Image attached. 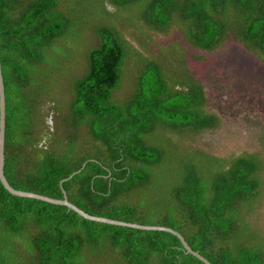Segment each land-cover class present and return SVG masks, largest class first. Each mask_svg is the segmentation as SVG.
Segmentation results:
<instances>
[{"label":"trees","instance_id":"obj_1","mask_svg":"<svg viewBox=\"0 0 264 264\" xmlns=\"http://www.w3.org/2000/svg\"><path fill=\"white\" fill-rule=\"evenodd\" d=\"M87 1L0 0L10 185L53 198L64 190L91 215L171 227L213 264H264V113L243 117L257 149L216 154L213 141L240 110L224 118L212 107L182 44L236 42L249 55L243 70L254 56L264 62V0H101L98 23L76 17ZM226 63L232 71L238 59ZM254 67L255 77L233 75L258 81L264 69ZM63 75L62 84L73 78L57 95L50 85ZM0 264L205 263L167 231L90 220L0 182Z\"/></svg>","mask_w":264,"mask_h":264},{"label":"rangeland","instance_id":"obj_2","mask_svg":"<svg viewBox=\"0 0 264 264\" xmlns=\"http://www.w3.org/2000/svg\"><path fill=\"white\" fill-rule=\"evenodd\" d=\"M102 6L103 4L101 0H89V3L88 1L86 3L87 9L82 7L89 13L81 8L78 10L76 17L81 16V19L86 17L88 21L98 23L103 17L102 13H104ZM89 26H91V24ZM92 37L93 35H90L88 41L92 40ZM182 44L185 46L184 51L187 57L186 60L189 63L191 70L195 72L200 79L204 80L206 85L209 86L208 92L211 93L212 96L215 95L216 97L217 101L213 99L214 101H212V107L223 108L222 115L224 118L227 116L231 117L232 115L228 114L231 112L233 113L236 108L237 110H240L236 117L237 120L231 122L228 125L224 123V127L222 128V136L225 139L222 142L218 141V139L213 141L212 146L213 150H215L214 152L218 155H227L233 152H240L241 150H248L249 152L252 151L255 146L253 147L251 143L247 142L249 137L252 138L253 135L255 136L258 133V131H256V127H251L248 130H245L244 126H248L251 119L258 118L260 114L262 115V113H264V72L259 73L261 76L259 77L258 81L257 79L249 81L239 79V81H237V77H235L233 73L242 70V73L245 71V73L255 77L256 74L254 71L256 69L254 65L258 64V67L261 66L264 69V62L258 60L259 58L254 56L253 60L251 61H256V63H250L247 61L244 65L245 70H243V67H241L242 61L247 60L249 55L248 53L244 54L243 50L239 48L236 42L227 43L214 51H201L188 46L185 42H182ZM172 46L175 48V51L169 50V54L174 55L175 59L179 60L182 52L180 51V48L176 42L172 41ZM227 56L229 58L234 56L238 59V63L234 65V70L232 71H227V68H225V66H227ZM251 64L253 66V70L250 68ZM64 78H66V76L63 75L58 79V81L51 82L54 84H51L50 88L53 87L57 92V95L61 94L62 89L72 80L73 77L68 78L66 82L62 84L61 82L64 80ZM42 86L44 85L42 84L40 87ZM48 104L50 103L48 102ZM46 113L47 111L45 113L44 111L41 113L44 115V119H46ZM244 116H248L251 119L249 118L248 120L243 121ZM232 128H234V132L237 134L238 132H241L239 135V137L243 139L241 142L238 141L239 138L234 139L228 137L227 132L231 131ZM257 129L262 131L261 127ZM244 131L245 133H243ZM42 132L44 131H41V133ZM257 148L258 145H256L255 149ZM154 180H158V178H152V181ZM258 217L263 220L264 214L258 212Z\"/></svg>","mask_w":264,"mask_h":264},{"label":"water","instance_id":"obj_3","mask_svg":"<svg viewBox=\"0 0 264 264\" xmlns=\"http://www.w3.org/2000/svg\"><path fill=\"white\" fill-rule=\"evenodd\" d=\"M3 76L1 71V63H0V182L2 183L3 187L9 191L11 194L22 196V197H29V198H35L38 200H42L51 204L55 205H64L68 207L69 209L74 210L79 215L94 220L97 222H103L118 226H126V227H132L136 229H142V230H163L167 231L169 233H172L175 235L180 242L182 243L183 248L187 253H190L194 255L195 257L199 258L201 261H203L205 264H213L210 262L206 257H204L202 254H200L198 251L193 250L191 246L188 244V242L184 239V237L175 229L168 227V226H160V225H147V224H140V223H134V222H128L124 220H117V219H111L107 217H101L96 215H91L75 204L71 203L66 195V192L63 190V197L62 198H53L49 197L43 194L31 192V191H25L20 189H15L10 185L8 182L5 174H4V141H5V92H4V86H3ZM84 165V164H83ZM79 171V170H78ZM76 171V172H78ZM76 172H73L68 177L62 179L61 182L68 180L71 178Z\"/></svg>","mask_w":264,"mask_h":264}]
</instances>
